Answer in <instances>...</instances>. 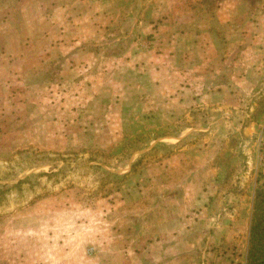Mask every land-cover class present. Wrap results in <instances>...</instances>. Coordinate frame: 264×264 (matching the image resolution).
<instances>
[{
	"label": "crops",
	"instance_id": "0c3cea01",
	"mask_svg": "<svg viewBox=\"0 0 264 264\" xmlns=\"http://www.w3.org/2000/svg\"><path fill=\"white\" fill-rule=\"evenodd\" d=\"M255 65H264V0H0V151L65 150L72 128L97 132L115 107L123 132L115 88L140 92L145 69L152 89H171L178 114L193 102L230 105L255 86ZM229 198L233 210L214 227H37L33 237L75 244L79 264H209L204 249L249 239L253 206Z\"/></svg>",
	"mask_w": 264,
	"mask_h": 264
},
{
	"label": "rangeland",
	"instance_id": "374dc122",
	"mask_svg": "<svg viewBox=\"0 0 264 264\" xmlns=\"http://www.w3.org/2000/svg\"><path fill=\"white\" fill-rule=\"evenodd\" d=\"M255 67V86L238 89L230 105L193 102L178 114L171 89H152L145 69L140 92L115 88L123 92V132L115 107L109 121L97 122L100 132L72 128L65 150L0 151V264L81 263L75 244L41 246L37 227H214L233 210L230 196L254 207L264 185V65ZM247 239L229 250L206 248L203 260L247 264Z\"/></svg>",
	"mask_w": 264,
	"mask_h": 264
},
{
	"label": "trees",
	"instance_id": "16d2710c",
	"mask_svg": "<svg viewBox=\"0 0 264 264\" xmlns=\"http://www.w3.org/2000/svg\"><path fill=\"white\" fill-rule=\"evenodd\" d=\"M254 192V207L246 260L247 264H264V185L258 187Z\"/></svg>",
	"mask_w": 264,
	"mask_h": 264
}]
</instances>
